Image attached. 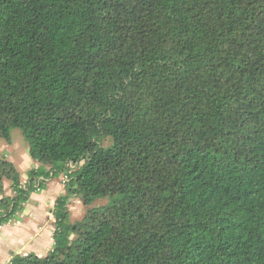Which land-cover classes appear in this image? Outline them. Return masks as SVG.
Listing matches in <instances>:
<instances>
[{
    "label": "trees",
    "instance_id": "16d2710c",
    "mask_svg": "<svg viewBox=\"0 0 264 264\" xmlns=\"http://www.w3.org/2000/svg\"><path fill=\"white\" fill-rule=\"evenodd\" d=\"M15 128L32 167L0 152V226L66 193L50 251L6 264H264V0H0Z\"/></svg>",
    "mask_w": 264,
    "mask_h": 264
},
{
    "label": "rangeland",
    "instance_id": "374dc122",
    "mask_svg": "<svg viewBox=\"0 0 264 264\" xmlns=\"http://www.w3.org/2000/svg\"><path fill=\"white\" fill-rule=\"evenodd\" d=\"M11 138L10 144L0 139V152L14 162L20 173V181L25 185L28 170L32 167V160L27 151L28 144L17 128L11 131ZM109 142L110 140L106 139L104 144ZM63 179V175H60L48 180L45 189L31 194L29 201L23 204L22 209L18 210L6 224L0 226V256L11 258V251L15 252V249H21L20 251L24 253L33 250L37 254L42 251L43 253H39L42 256L48 253L53 241L55 217L52 213L55 199L66 193ZM10 183L8 179L3 181L4 196L13 195ZM105 203L106 199H98L92 206ZM68 209L69 221L73 223L82 220L88 207L83 204L80 197L71 196Z\"/></svg>",
    "mask_w": 264,
    "mask_h": 264
},
{
    "label": "crops",
    "instance_id": "0c3cea01",
    "mask_svg": "<svg viewBox=\"0 0 264 264\" xmlns=\"http://www.w3.org/2000/svg\"><path fill=\"white\" fill-rule=\"evenodd\" d=\"M35 194H36V193H35ZM3 225H4V224H3ZM3 225H2V226H3ZM52 244H53V241L51 242V245H52ZM50 248H51V246H50L49 249H48L49 251H50ZM18 250H19V251H18ZM20 250H21V249H15V252H13V251H11V252H12V253H17V252H21ZM29 251H33V250H28V252H29ZM11 252H9V253H11ZM12 253H11V254H12ZM39 253H43V252H42V251H41V252H38V255H40ZM11 256H12V255H11ZM9 257H10V256H7V257H5V256L2 257V256H0V264H6V263L10 260ZM1 258H3V259H2V260H3L2 262H1Z\"/></svg>",
    "mask_w": 264,
    "mask_h": 264
}]
</instances>
